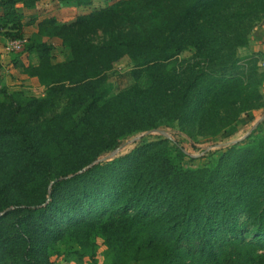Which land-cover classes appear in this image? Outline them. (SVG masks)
<instances>
[{
  "label": "trees",
  "instance_id": "obj_1",
  "mask_svg": "<svg viewBox=\"0 0 264 264\" xmlns=\"http://www.w3.org/2000/svg\"><path fill=\"white\" fill-rule=\"evenodd\" d=\"M38 1L0 0L7 41ZM263 18L264 0H118L38 22L15 54L43 96L0 90V264H264V121L201 167L181 144L227 140L264 109L259 60L239 55ZM124 58L134 82L111 96Z\"/></svg>",
  "mask_w": 264,
  "mask_h": 264
},
{
  "label": "rangeland",
  "instance_id": "obj_2",
  "mask_svg": "<svg viewBox=\"0 0 264 264\" xmlns=\"http://www.w3.org/2000/svg\"><path fill=\"white\" fill-rule=\"evenodd\" d=\"M118 0H92L89 7L80 8L74 3H64L59 0H39L33 10L23 9L18 7L19 12L23 14L24 22H34L32 25L25 27V39L29 38L36 30V24L45 18L53 17L58 24H68L73 22L76 17L87 14L93 10H98L103 7L109 6ZM102 40V36L98 35L94 38L95 42ZM7 42L3 29H0V90L5 92H20L25 97H41L44 94V88L41 87L35 79L28 78L21 73V69L16 67L18 63L28 64L25 59L24 53L18 55L17 53L6 54L4 52V44ZM52 56L54 62H62L68 58V51L60 46L56 41L53 42ZM190 57L189 52L180 55L179 59H186ZM263 63L264 58H260ZM34 62V59L32 60ZM259 63V62H258ZM259 66V65H258ZM264 69L262 66H259ZM133 68L132 62L127 58L122 59L114 67V70L107 76L108 83L112 85L111 96L117 94L133 84V80L129 75ZM3 92L0 91V100H3ZM248 129L241 130L237 134L231 135L227 140L223 139L214 144H206L204 140L195 142L192 147L188 142L182 141L181 144L184 148L187 158L183 161L185 167H201L206 165L209 160L215 159V154L212 153L214 149L226 145L227 143H235L242 139L244 133ZM168 137L173 135L172 130L162 128L161 132L154 131L147 134H134L121 142L117 150L118 154H124L131 150L139 140H152L158 136ZM172 137V136H171ZM112 155V154H110ZM53 264H74L66 261L63 257L53 259ZM99 264H102V258L99 257Z\"/></svg>",
  "mask_w": 264,
  "mask_h": 264
},
{
  "label": "crops",
  "instance_id": "obj_3",
  "mask_svg": "<svg viewBox=\"0 0 264 264\" xmlns=\"http://www.w3.org/2000/svg\"><path fill=\"white\" fill-rule=\"evenodd\" d=\"M239 55L241 57L255 56L259 60L258 62H261V57L264 58V18L261 23L254 29L248 46L239 50ZM259 68L261 71H264V69H262L261 67ZM261 93L264 95V85L261 89ZM247 119L250 121H248V123H245L243 121L240 122L236 127V131L232 135L237 134L238 132H241V130L247 128L248 130L244 133L245 135L242 137V139L247 136L250 130L255 128L260 122L264 121V109L251 112L250 116Z\"/></svg>",
  "mask_w": 264,
  "mask_h": 264
},
{
  "label": "built area",
  "instance_id": "obj_4",
  "mask_svg": "<svg viewBox=\"0 0 264 264\" xmlns=\"http://www.w3.org/2000/svg\"><path fill=\"white\" fill-rule=\"evenodd\" d=\"M26 41V39H20V40H9L4 45V52L6 54L15 53L21 50L23 43ZM259 66L264 67V61L259 62Z\"/></svg>",
  "mask_w": 264,
  "mask_h": 264
}]
</instances>
